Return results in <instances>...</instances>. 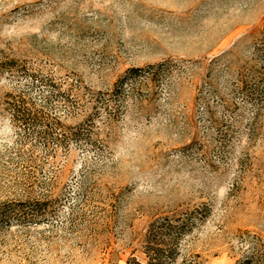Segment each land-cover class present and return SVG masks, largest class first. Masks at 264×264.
<instances>
[{"label": "rangeland", "instance_id": "1", "mask_svg": "<svg viewBox=\"0 0 264 264\" xmlns=\"http://www.w3.org/2000/svg\"><path fill=\"white\" fill-rule=\"evenodd\" d=\"M263 32L264 0H0V264H145L164 218L173 264H260Z\"/></svg>", "mask_w": 264, "mask_h": 264}, {"label": "trees", "instance_id": "2", "mask_svg": "<svg viewBox=\"0 0 264 264\" xmlns=\"http://www.w3.org/2000/svg\"><path fill=\"white\" fill-rule=\"evenodd\" d=\"M259 49L261 50L264 64V32L259 44ZM140 70V68H133L132 74ZM183 231L184 226H179L176 223L170 221L168 218H164L162 221H157V224H153L149 230V236H151V238L147 243V254L149 260L145 264H173L178 253V241L180 236L183 234ZM253 260L254 257H248L245 260V264H252ZM257 262L264 264V254L257 255ZM128 264L144 263L135 261V259H131L129 260Z\"/></svg>", "mask_w": 264, "mask_h": 264}]
</instances>
